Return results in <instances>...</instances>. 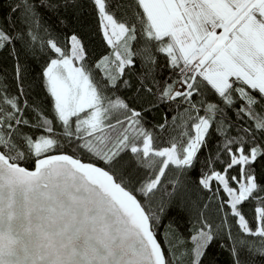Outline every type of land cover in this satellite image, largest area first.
I'll return each instance as SVG.
<instances>
[{"label":"snow or ice","instance_id":"snow-or-ice-1","mask_svg":"<svg viewBox=\"0 0 264 264\" xmlns=\"http://www.w3.org/2000/svg\"><path fill=\"white\" fill-rule=\"evenodd\" d=\"M93 3L112 51L90 65L76 34L68 38L67 49L54 36L42 42L50 55L42 71L51 98L50 114L33 106L39 123L33 125L24 118L28 105L25 100L21 107L24 85L18 63L16 96L0 84V264H204L208 249L218 242L207 222L189 240L177 241V249H183L179 256L176 250L169 256L154 230L161 219L158 213L165 211L163 201L154 212L137 194L150 205L161 191L166 170L175 166L178 174L170 181L173 192L166 193L174 196L183 175L208 146L217 113L221 121L215 130L223 142L215 158L208 156V171L198 183L210 190L215 182L216 195L222 188L228 197L220 201L224 223L231 215L241 235L253 238L249 245L236 240L229 229L233 264H244V247L264 255V206L255 210V229L242 212L250 200L264 205V185L254 168L264 162V143L256 139L257 131L264 135V114L255 112L257 105L264 111V0H130L124 14L127 18L119 20L109 12L112 5L106 0ZM9 7L11 15L21 13L13 23L29 31L11 34L0 27V50L30 33L33 41L37 39L32 31L39 19L37 5L19 0ZM141 37L144 47L133 51ZM160 55L172 73L163 85L155 77ZM138 57L146 70L141 89L156 95L145 83L151 78L160 102L179 100L178 107H184V113L173 117L177 135L168 147L158 149L155 137L141 123L142 112L115 94L121 86L130 87L123 77ZM95 72H100L98 79ZM237 104V114L242 119L251 117L253 128H241L243 135L229 136L231 126H225L223 113ZM24 127H35L40 135L23 133ZM159 127L164 129L167 123ZM57 136L104 167L74 155H49L60 145ZM26 153L35 156V170L20 166ZM125 155L129 160L123 162ZM224 155L227 159L221 160ZM118 165L127 179L117 175ZM235 168L239 172L229 175ZM141 170L147 173L142 178L137 175ZM257 239L261 242L258 248ZM189 242L191 248L186 247Z\"/></svg>","mask_w":264,"mask_h":264},{"label":"trees","instance_id":"trees-1","mask_svg":"<svg viewBox=\"0 0 264 264\" xmlns=\"http://www.w3.org/2000/svg\"><path fill=\"white\" fill-rule=\"evenodd\" d=\"M31 3L37 5L35 12L38 16V20L33 25L32 31H34L37 39L33 41L31 33L29 37L25 39H17L15 44H9L4 49L0 50V84L7 87L8 94L15 97L18 89V81L16 79V65H20L22 69L23 78V96L21 99V107H24V101H27L28 109L23 113L24 118L29 119L33 125L39 123L37 120L36 112L33 111V106H39L49 112L51 110V98L47 94L44 87V80L42 78L43 68L46 66L47 61L50 59V55L47 49L43 46V41L54 36L61 47L69 48L68 38L73 34H76L86 48V63L95 65L102 57L109 55L112 51L111 46L106 44L103 31L101 28V18L98 10L95 7L93 0H30ZM107 3L112 6L109 8L110 13H116V18L119 20L122 17L127 18L124 14L126 12V6L130 3V0H106ZM19 3V0H0V27L5 31L16 34L20 31L28 32L29 29L22 28L21 23L16 22V17L21 13H16V16L11 15L9 5H15ZM117 4L122 5L119 9ZM46 5H52L47 7ZM137 31L139 33V25H137ZM144 47L143 38L139 39L133 47V51H139ZM14 49V51H13ZM159 63L155 69L156 80L160 85H163L172 73L166 66L165 57L160 55L158 57ZM146 74L145 67L142 65V60L138 57L135 61V67L126 70V74L123 79L129 81L130 87L121 86L116 91V95L122 97L127 103L134 109L141 111L143 119L141 123L143 127L151 132L155 137L156 147L163 148L170 146L171 137L177 135V132L173 130V117H176L179 113H184V107H178L179 100L175 103L160 102L158 100L159 90L153 84L151 78L145 81L146 86L153 87V92L156 95L149 94L140 87V79ZM94 75L98 79L100 72H95ZM173 79H176L173 76ZM112 95V93H107ZM197 100L200 97H196ZM209 99L217 101V97L210 96ZM219 103L221 108H225L223 103ZM239 104L231 109H225L223 115L226 117V125L231 126L228 132L229 136L243 135L240 131L241 128L251 130L253 128L252 118L245 115L242 119L237 114V108ZM255 112L264 114L262 106L257 105ZM115 115V114H114ZM191 115H195L192 113ZM199 115H205L204 112H200ZM123 118V117H118ZM216 124L213 127L212 133L209 136V144L203 151L199 153V159L195 163L194 167L186 172L182 177V184L178 191L175 192L173 197H168L166 193L173 192V187L170 181L178 174V170L175 166H169L166 170V177H162L161 191L155 194V199L151 204L144 200L139 194L137 199L142 203L148 205L152 211H156L157 207L163 201L165 211L158 213L161 217L154 225V230L157 233V240L161 244L163 251L169 256L172 255L173 250H176L177 256L183 251L182 248L177 249L178 240H189L190 236L200 230L201 224L206 221L211 227L212 231L217 234V241L212 244L208 249V255L204 259V264H233V256L231 253L232 241L228 239L229 229L231 235L236 240H245L249 245L253 243V238L248 237L246 234L241 235L240 229L236 220L231 215L227 216V223H224L225 212L220 210L221 198L228 199L226 193L222 188L219 194L216 195V185L213 183V187L209 189H203L198 181L202 173L208 171V156L216 157L218 151V145L222 144L223 136L217 134L215 128L220 124L221 114L217 113L214 117ZM115 121L113 120V123ZM179 122V121H177ZM167 123V127L161 129V124ZM190 126V125H189ZM21 131L25 134L39 136L40 131L35 127H24ZM60 141L58 148L53 149L49 155L52 154H69L74 155L76 158H81L84 162L96 163L97 166L103 168L104 164L94 160L86 153L77 151L76 145L73 144L69 147L68 142L61 137H55ZM250 138V137H249ZM256 139L258 143H264V135L259 131L256 132ZM139 143L142 144V141ZM158 161H162L165 158H155ZM221 160H226L227 156L220 157ZM129 160V156H123V162ZM35 163V156L32 154H25V159L20 162V166L28 169H32ZM217 170L221 169V163H216ZM255 175L259 182L264 185V162H257L254 165ZM128 171H132L129 169ZM158 171V169H157ZM239 172L238 168L233 169L229 175H236ZM116 173L118 176L124 175L127 179V174L118 165L116 167ZM145 170H141L137 173L139 177L146 175ZM139 187V185H137ZM255 200H250L244 203L242 212L249 222L250 227L255 229L257 227L256 220V208L261 207ZM260 241L257 239L255 245L258 248ZM224 245V246H221ZM187 248H191V242L186 244ZM241 259L244 264H264V255L258 252L250 251L249 247H244L241 251Z\"/></svg>","mask_w":264,"mask_h":264},{"label":"water","instance_id":"water-1","mask_svg":"<svg viewBox=\"0 0 264 264\" xmlns=\"http://www.w3.org/2000/svg\"><path fill=\"white\" fill-rule=\"evenodd\" d=\"M52 155H58V154H52ZM84 162V161H83ZM87 163V162H86ZM23 167V166H22ZM99 167V166H98ZM26 169H28V168H26ZM28 170H30V171H32V170H35V163H34V166H33V168L32 169H28Z\"/></svg>","mask_w":264,"mask_h":264},{"label":"crops","instance_id":"crops-1","mask_svg":"<svg viewBox=\"0 0 264 264\" xmlns=\"http://www.w3.org/2000/svg\"><path fill=\"white\" fill-rule=\"evenodd\" d=\"M221 31H222V29H218V30H217L218 33L221 32Z\"/></svg>","mask_w":264,"mask_h":264},{"label":"rangeland","instance_id":"rangeland-1","mask_svg":"<svg viewBox=\"0 0 264 264\" xmlns=\"http://www.w3.org/2000/svg\"><path fill=\"white\" fill-rule=\"evenodd\" d=\"M176 87L179 88V85L177 84ZM110 122H113V120H111Z\"/></svg>","mask_w":264,"mask_h":264}]
</instances>
